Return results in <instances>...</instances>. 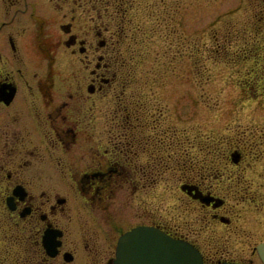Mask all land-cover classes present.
I'll return each mask as SVG.
<instances>
[{
  "label": "flooded vegetation",
  "instance_id": "obj_1",
  "mask_svg": "<svg viewBox=\"0 0 264 264\" xmlns=\"http://www.w3.org/2000/svg\"><path fill=\"white\" fill-rule=\"evenodd\" d=\"M251 2L264 11V0ZM100 9L94 0H0V264H119L118 239L135 226L188 242L201 264H263L261 149L252 162L244 138H224L223 150L200 147L197 162L186 148L167 151L166 136L164 153L147 150L157 142L143 128L156 126L142 123L137 103L102 111L109 125L117 118L113 131L101 125L104 143L92 132L94 83L80 87L68 64L81 59L91 81L107 80L111 63L101 60L116 45L95 26Z\"/></svg>",
  "mask_w": 264,
  "mask_h": 264
},
{
  "label": "rangeland",
  "instance_id": "obj_2",
  "mask_svg": "<svg viewBox=\"0 0 264 264\" xmlns=\"http://www.w3.org/2000/svg\"><path fill=\"white\" fill-rule=\"evenodd\" d=\"M113 2L111 6L94 0L106 12L95 26L109 29L103 37L116 45L111 51L118 52L114 57L105 53L101 60L113 69L107 66L103 72L107 80L91 81L81 59L68 64L80 87L94 83L88 103L93 105L92 132L98 141L105 140L101 125L116 129L117 118L109 125L102 111L112 113L123 105L130 109L137 103L145 111L142 123L156 126L143 128L144 138L157 142L147 150L164 153L158 142L169 136L172 143L167 151L172 149L175 156L186 148L191 159L200 162L195 159L200 147L216 144L223 150L224 138L236 142L242 137L251 151L247 159L257 162L253 150L261 149L256 151L263 152L257 155L264 161V11L251 0ZM116 26L123 28L118 42L111 35ZM56 63L62 67L64 59L56 58ZM163 185H159L158 204L165 200ZM229 241L236 246L244 243L236 235Z\"/></svg>",
  "mask_w": 264,
  "mask_h": 264
},
{
  "label": "water",
  "instance_id": "obj_3",
  "mask_svg": "<svg viewBox=\"0 0 264 264\" xmlns=\"http://www.w3.org/2000/svg\"><path fill=\"white\" fill-rule=\"evenodd\" d=\"M118 254L126 264H199V255L189 245L169 237L135 228L119 240ZM264 263V241L258 245Z\"/></svg>",
  "mask_w": 264,
  "mask_h": 264
}]
</instances>
